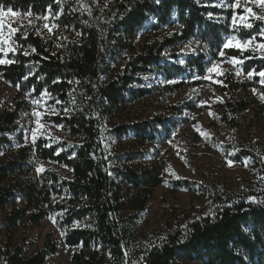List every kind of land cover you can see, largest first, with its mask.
<instances>
[{
  "label": "trees",
  "instance_id": "obj_1",
  "mask_svg": "<svg viewBox=\"0 0 264 264\" xmlns=\"http://www.w3.org/2000/svg\"><path fill=\"white\" fill-rule=\"evenodd\" d=\"M214 3L0 0L5 11L49 19L54 26L49 41L35 31L15 34L16 51L0 65V80L16 94L14 103L0 111L1 225L11 229L26 220L37 226L55 216L74 264H264L263 149L229 147L234 163L246 162L245 175L235 187L210 189L189 180H164L156 167L138 170L132 165L138 153H111L114 139L130 137L141 148L169 137L178 127L172 119L156 117L105 130L120 111L153 96L154 89L144 87V78L153 75L171 94L203 85L219 89L226 102L199 108L188 104L187 109L221 111L230 118L227 125L235 127L237 116L254 102L233 94L248 89L264 93L259 75L264 53L229 49L226 41L257 37L262 23L247 31L235 28L234 12ZM220 59L236 61L246 81H235L231 74L219 78L222 85L207 80L208 69ZM42 95L58 111L47 121L71 144L38 139L24 146L20 135L12 141L25 109L17 99ZM259 107L264 112V103ZM33 162L64 168L70 178L60 179L52 171L34 176ZM162 184L173 194L195 192L201 204L180 210L161 230L139 238L138 215ZM19 200L23 205L17 206ZM47 249L25 256L0 244V264H47L58 246L50 242Z\"/></svg>",
  "mask_w": 264,
  "mask_h": 264
},
{
  "label": "rangeland",
  "instance_id": "obj_2",
  "mask_svg": "<svg viewBox=\"0 0 264 264\" xmlns=\"http://www.w3.org/2000/svg\"><path fill=\"white\" fill-rule=\"evenodd\" d=\"M213 6L232 10L234 17L231 24L235 28L247 31L255 25L258 26V22L262 23L257 37L245 41L228 39L226 48L264 53V47H261L262 43L259 41V39L264 40V19L259 18L264 16L262 0H215ZM248 9H251V12L247 11ZM4 21L10 27L6 26L0 31V35L6 41V43L0 42V48L3 49L0 51V59L6 62L7 56L17 48L14 42L15 34L35 31L45 41L53 37L54 26L49 19L34 20L16 13L15 16L4 17ZM249 24L251 27L248 26ZM45 25L48 27L46 28ZM12 29H15V32L10 34ZM142 40L141 37L139 41ZM180 51L178 49L172 52ZM211 69L213 71L209 72L207 80L214 84L222 85L223 82L219 78H225L228 74L233 75L235 81H246L238 63L234 60L220 59L212 64ZM144 87L154 89L153 96L147 101H141L120 111L105 124V130L130 123L151 122L156 117L170 118L177 122L178 127L169 137L141 148L135 146L130 137L114 139L110 146L111 153L115 155L138 153L132 165L138 170L156 167L164 180H189L210 189L215 186L227 189L239 184L245 175L246 162L234 163L230 159L233 151L229 147L238 146L241 149L259 147L264 150V112H261L259 107L264 103V93L248 89L246 92L238 91L233 94L237 100H252L254 104L237 116L235 127L231 128L227 125L230 118L221 111L187 109L188 104L190 107L199 108L226 102V95L219 89L203 85L185 88L171 94L164 89V84L158 75L145 77ZM15 98V91L0 80V111L12 105ZM20 100L25 102V109L16 122L12 141L20 135L24 146H31L38 139L45 140L49 145L73 142L60 128L47 121V118L56 116L58 111L49 103L45 95L38 98L22 96L17 99ZM176 107L180 108L178 112L173 110ZM36 113H39V117L35 115ZM32 167L34 176L44 171H52L60 179L70 178L66 169L55 165L33 162ZM41 167L43 171L37 172ZM199 204L201 200L195 192L180 190L173 194L166 184L156 187L152 190L151 199L145 209L138 215L136 227L138 237L148 236L161 230L180 210L186 211ZM18 205H23V202L17 201ZM56 223V217L53 215L47 216L37 226H32L24 220L16 227L8 229L0 223V244L8 243L12 250H19L23 255L31 256L42 251L48 252L47 244L56 243L58 251L54 255L47 256V264H74L71 261V252L64 246L62 234L58 231Z\"/></svg>",
  "mask_w": 264,
  "mask_h": 264
},
{
  "label": "snow or ice",
  "instance_id": "obj_3",
  "mask_svg": "<svg viewBox=\"0 0 264 264\" xmlns=\"http://www.w3.org/2000/svg\"><path fill=\"white\" fill-rule=\"evenodd\" d=\"M262 2H264V0H262ZM247 11L251 12V9H248ZM27 14L28 15H31V13H27ZM9 15L15 16L16 13L13 12V9L12 8H8L5 11L4 7L3 6H0V31H2L6 26L7 27H10V25H6L5 24V21H4V17H7ZM259 18L260 19H264V16H261ZM234 23H235V21H234ZM248 26L251 27L250 24ZM45 27L47 28L48 25H45ZM49 31H51V28H49ZM14 32H15V29H12L10 34H12ZM232 39H235V37H233ZM0 42L6 43V41H5V39H4V37L2 35H0ZM225 47H228V45L226 44ZM261 47H264V45H262ZM2 50L3 49L0 48V51H2ZM5 62H6L5 60L0 59V63H5ZM208 71L209 72H212L213 69L210 68V69H208ZM249 75H251V73ZM259 75H260L261 78H264V72H260ZM35 115H37V117H39V113H36ZM33 140H35V134H33ZM229 164L231 165V161H229ZM42 171H43V168L42 167L37 169V172H42Z\"/></svg>",
  "mask_w": 264,
  "mask_h": 264
}]
</instances>
